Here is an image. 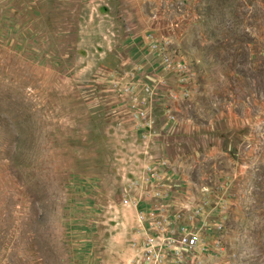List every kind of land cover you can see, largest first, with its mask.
<instances>
[{"label":"rangeland","instance_id":"374dc122","mask_svg":"<svg viewBox=\"0 0 264 264\" xmlns=\"http://www.w3.org/2000/svg\"><path fill=\"white\" fill-rule=\"evenodd\" d=\"M0 264H264V0H0Z\"/></svg>","mask_w":264,"mask_h":264},{"label":"built area","instance_id":"2783aa9c","mask_svg":"<svg viewBox=\"0 0 264 264\" xmlns=\"http://www.w3.org/2000/svg\"><path fill=\"white\" fill-rule=\"evenodd\" d=\"M182 241H183V243H185L187 245H195L197 239L193 238L191 236H185V237H183Z\"/></svg>","mask_w":264,"mask_h":264}]
</instances>
